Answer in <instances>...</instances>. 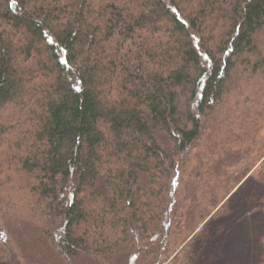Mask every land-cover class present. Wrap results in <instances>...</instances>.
Listing matches in <instances>:
<instances>
[{
	"label": "trees",
	"instance_id": "16d2710c",
	"mask_svg": "<svg viewBox=\"0 0 264 264\" xmlns=\"http://www.w3.org/2000/svg\"><path fill=\"white\" fill-rule=\"evenodd\" d=\"M262 178L264 0H0V264H197Z\"/></svg>",
	"mask_w": 264,
	"mask_h": 264
},
{
	"label": "rangeland",
	"instance_id": "374dc122",
	"mask_svg": "<svg viewBox=\"0 0 264 264\" xmlns=\"http://www.w3.org/2000/svg\"><path fill=\"white\" fill-rule=\"evenodd\" d=\"M253 181L249 180L244 188L233 194L228 215L210 224L207 241L197 264L256 263L255 239L260 234L262 223L250 212L263 193L264 186L261 181ZM252 232L253 238L250 236Z\"/></svg>",
	"mask_w": 264,
	"mask_h": 264
}]
</instances>
